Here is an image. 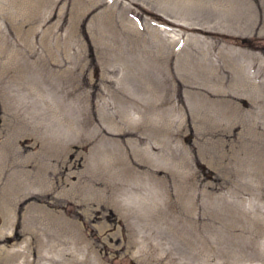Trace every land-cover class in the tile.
I'll return each instance as SVG.
<instances>
[{
	"label": "rangeland",
	"instance_id": "374dc122",
	"mask_svg": "<svg viewBox=\"0 0 264 264\" xmlns=\"http://www.w3.org/2000/svg\"><path fill=\"white\" fill-rule=\"evenodd\" d=\"M0 264H264V0H0Z\"/></svg>",
	"mask_w": 264,
	"mask_h": 264
},
{
	"label": "bare ground",
	"instance_id": "6f19581e",
	"mask_svg": "<svg viewBox=\"0 0 264 264\" xmlns=\"http://www.w3.org/2000/svg\"><path fill=\"white\" fill-rule=\"evenodd\" d=\"M156 17H157V19L155 17L154 18L157 21H160V22L163 21L160 17H158V16H156ZM241 43H243V41H241ZM35 69H36L37 73L41 75V79L43 80V81H41V83L44 82L45 81V75H46L47 70H48L45 61L43 59L41 61H37ZM8 76H11V75H8Z\"/></svg>",
	"mask_w": 264,
	"mask_h": 264
},
{
	"label": "trees",
	"instance_id": "16d2710c",
	"mask_svg": "<svg viewBox=\"0 0 264 264\" xmlns=\"http://www.w3.org/2000/svg\"><path fill=\"white\" fill-rule=\"evenodd\" d=\"M240 42H241V40H240Z\"/></svg>",
	"mask_w": 264,
	"mask_h": 264
}]
</instances>
